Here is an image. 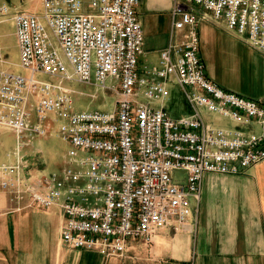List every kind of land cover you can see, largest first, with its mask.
Instances as JSON below:
<instances>
[{
  "label": "built area",
  "instance_id": "2783aa9c",
  "mask_svg": "<svg viewBox=\"0 0 264 264\" xmlns=\"http://www.w3.org/2000/svg\"><path fill=\"white\" fill-rule=\"evenodd\" d=\"M38 1V14L0 6V18L14 23L27 72L0 70V129L18 142L13 162L0 164V192L18 209L25 199L42 210L57 206L64 245L105 258L122 256L129 241L149 245L159 230L185 226L205 173L239 174L264 160V97L227 91L208 76L194 8L264 55V0H172L168 44L157 65L142 67L141 0ZM92 76L114 92L112 111H74L62 81L92 84ZM171 84L188 115L173 118L162 103ZM209 114L234 126H216ZM52 124L68 144L65 166L34 175L20 154L22 139L45 136ZM175 170L185 172L184 184L173 179Z\"/></svg>",
  "mask_w": 264,
  "mask_h": 264
},
{
  "label": "crops",
  "instance_id": "0c3cea01",
  "mask_svg": "<svg viewBox=\"0 0 264 264\" xmlns=\"http://www.w3.org/2000/svg\"><path fill=\"white\" fill-rule=\"evenodd\" d=\"M172 8V0H141L136 8L147 53L160 55L167 46ZM166 14L168 23L164 25ZM203 29L207 44H213L217 57L223 59L225 53L229 68L252 71L257 67V59L250 55L255 50L242 38L236 35L223 40L213 28L204 25ZM182 35L177 33L176 39ZM262 71L259 93L252 91L254 79L246 86L227 81L219 86L241 96L262 98L264 62ZM232 126L229 122L227 127ZM7 155L10 158V152ZM28 202L25 199L18 209L9 203L7 193L0 192V264H264V160L239 174L205 173L199 199H190L185 226L159 230L149 245L129 241L122 256L105 258L96 252L69 248L60 239V209L42 210L28 206Z\"/></svg>",
  "mask_w": 264,
  "mask_h": 264
},
{
  "label": "rangeland",
  "instance_id": "374dc122",
  "mask_svg": "<svg viewBox=\"0 0 264 264\" xmlns=\"http://www.w3.org/2000/svg\"><path fill=\"white\" fill-rule=\"evenodd\" d=\"M3 3H7L11 6V12L15 10H29L30 12L40 13V3L38 0H0V6ZM195 11L201 18V35L202 45L201 54L204 58L206 69L210 76L217 80V84L221 86L222 82H234L239 86H246L252 79L255 80L256 86L253 87V92L259 93V90L263 88L262 79V63L264 58L259 52L252 51L251 58L257 59V67L252 70H236L229 68L225 53H223V59L217 57L213 51L214 46L210 42L207 44L206 35L204 34L203 26L207 25L214 29L216 35L220 39L237 37L234 32L228 30L223 23L215 22L210 18L208 13H205L201 7L195 6ZM139 13V11H138ZM169 14L163 15V24L167 25ZM139 20L141 17L139 16ZM14 23L10 16L0 18V51L6 56V61L0 63V70H6L14 73H20L27 75V72L19 67L18 48L16 45V39L14 36ZM239 38V37H237ZM242 43V42H241ZM243 45V44H242ZM147 46L144 43L143 53L139 58V66L144 65L152 66L157 65L159 62V54L147 53ZM248 55V56H250ZM247 56V55H246ZM244 61V59H243ZM252 73V74H251ZM251 74V77H250ZM38 78L47 81L57 82L58 79H53L45 75L38 76ZM92 84H82L74 82L72 80H63L62 85L72 90V105L74 111H90L99 110L109 112L115 107L116 96L114 92L109 90H102L94 84V77L92 76ZM112 81L107 80L106 85L111 86ZM170 95L162 103L167 108L170 116L173 118H179L190 113V108L186 103L184 95L178 85H170ZM140 101H146L144 98L139 97ZM153 106H159L161 102L151 103ZM206 119L216 126L227 127L229 121L226 119L217 117L214 114H209ZM57 124H52L50 131L42 137H34L30 140L24 138L21 146L20 154L25 156L28 169L30 173L43 172L49 174L52 172H59L65 166L66 153L68 150V144L61 140L56 133ZM18 146L16 135L6 129H0V163L15 159V147ZM10 152V158L7 153ZM173 179L176 182L184 184L183 180L185 172L182 170H175L172 173Z\"/></svg>",
  "mask_w": 264,
  "mask_h": 264
}]
</instances>
